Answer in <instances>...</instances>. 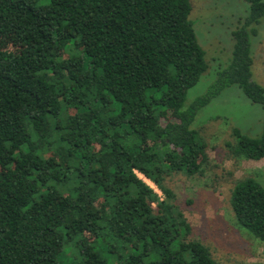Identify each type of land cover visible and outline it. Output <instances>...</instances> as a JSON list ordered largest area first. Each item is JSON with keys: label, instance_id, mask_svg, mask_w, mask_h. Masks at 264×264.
I'll list each match as a JSON object with an SVG mask.
<instances>
[{"label": "trees", "instance_id": "trees-1", "mask_svg": "<svg viewBox=\"0 0 264 264\" xmlns=\"http://www.w3.org/2000/svg\"><path fill=\"white\" fill-rule=\"evenodd\" d=\"M36 1L0 0V264H220L170 180L210 168L193 123L223 90L264 106V0H246L229 64L190 104L209 69L190 0ZM232 135L234 158H264V131ZM230 205L264 242V183L238 179Z\"/></svg>", "mask_w": 264, "mask_h": 264}, {"label": "rangeland", "instance_id": "rangeland-1", "mask_svg": "<svg viewBox=\"0 0 264 264\" xmlns=\"http://www.w3.org/2000/svg\"><path fill=\"white\" fill-rule=\"evenodd\" d=\"M48 1L37 0L35 6ZM190 1V19L209 69L188 91L187 104L203 96L217 80L218 71L229 64L235 47L233 31L249 12L246 0ZM257 27L258 34L252 37L253 78L264 86V18ZM234 126L251 136L264 131V106L252 102L237 85L227 87L203 107L193 123L208 142L211 165L207 173L195 177L179 173L170 184L193 226V236L211 248L220 264H264V242L238 226L230 205L238 179L254 175L264 183V158L236 159L230 154L226 142H234ZM60 261L71 264L64 256Z\"/></svg>", "mask_w": 264, "mask_h": 264}]
</instances>
